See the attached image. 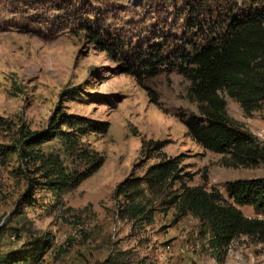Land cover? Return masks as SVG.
I'll return each instance as SVG.
<instances>
[{"label": "rangeland", "instance_id": "1", "mask_svg": "<svg viewBox=\"0 0 264 264\" xmlns=\"http://www.w3.org/2000/svg\"><path fill=\"white\" fill-rule=\"evenodd\" d=\"M257 4L0 0V146L19 147L22 133L48 129L62 112L107 125L104 132L61 126L82 150L103 157L92 175L61 193L51 189L58 179L53 167L46 170L48 160L23 161L17 152L0 158V257L19 250L24 259L16 264H264V237L241 234L216 253L207 223L178 210L181 183L216 188L227 198V181L263 177L264 164L227 167L224 155L195 143L180 119L198 114L186 98L190 81L169 69L179 53L215 41ZM90 29L113 51L101 50ZM154 52L165 66L144 74L142 84L155 102L123 68ZM223 96L230 118L264 144V103L246 115ZM35 149L56 158L65 174L84 167L59 133ZM164 157H178L177 178L150 183L148 169ZM127 177L134 185L115 195ZM235 206L262 217L249 205Z\"/></svg>", "mask_w": 264, "mask_h": 264}, {"label": "trees", "instance_id": "2", "mask_svg": "<svg viewBox=\"0 0 264 264\" xmlns=\"http://www.w3.org/2000/svg\"><path fill=\"white\" fill-rule=\"evenodd\" d=\"M89 35L101 50L113 51L110 47L101 45L100 34L90 29ZM157 57V53H150V56H142L134 68L131 64L123 66L124 71L146 89L153 102L156 101L153 92L142 83L144 74L154 76L165 66V62H160ZM177 58L179 62L169 69H175L190 81L186 98L198 110V114L180 115L191 139L205 150L224 155V166L252 167L264 164V144L230 118L223 96L225 94L234 99L246 115L258 110L264 103V0H258L256 6L231 20L215 41L199 45L191 52L183 51ZM63 125L73 130L86 127L104 132L107 129L106 123L62 112L56 119L52 118L48 129L33 132L26 130L22 133V139L18 140L19 147L14 144L0 146V158L17 152L23 161L48 160L46 170L51 171L53 167V173L58 179L53 184L48 183L57 193L78 185L101 166L103 157L96 152L91 155L82 150L77 136L72 137L73 133L60 129ZM58 133L64 140L68 153L84 165L82 170L74 169L70 174H65L60 164L56 163V158L45 159L35 149L36 145L51 140ZM162 147L163 144L157 142L154 149ZM177 159L178 157H164L152 165L148 169V181L162 183L168 178H177ZM132 185L134 181L127 177L118 184L114 194L118 195L123 188ZM180 188L176 196L179 212H189L207 223L211 233L209 245L216 253L224 254L230 241L238 235L264 237V176L227 181L224 186L227 198L216 188L207 191L204 186H188L185 183H181ZM25 192L28 193L25 196L31 195L29 187ZM235 204L249 205L262 217H246ZM1 232L2 228L0 234ZM44 246H47L46 242ZM35 254V251H31V257L36 256ZM23 256V252L19 250L9 251L0 257V264H16L24 259Z\"/></svg>", "mask_w": 264, "mask_h": 264}]
</instances>
